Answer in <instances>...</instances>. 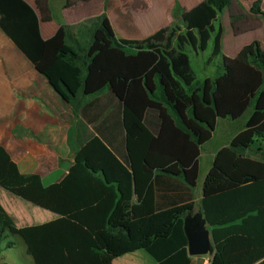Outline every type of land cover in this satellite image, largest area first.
Returning a JSON list of instances; mask_svg holds the SVG:
<instances>
[{
	"label": "trees",
	"instance_id": "1",
	"mask_svg": "<svg viewBox=\"0 0 264 264\" xmlns=\"http://www.w3.org/2000/svg\"><path fill=\"white\" fill-rule=\"evenodd\" d=\"M229 4L203 0L142 39L117 37L105 11L61 22L44 39L28 2L0 0V29L73 110L90 122L116 102L127 151L122 161L100 136H87L77 163L45 186L0 144V187L59 215L18 227L0 204V243L6 231L18 235L34 264H111L137 249L158 264H190L184 217L195 207L189 190L201 146L219 118L238 119L251 108L243 129L216 153L200 205L210 264H264V50L253 40L235 57L222 54L216 22ZM250 10L264 17L260 0ZM210 46L199 76L189 51ZM160 179L180 182L187 200L157 202Z\"/></svg>",
	"mask_w": 264,
	"mask_h": 264
},
{
	"label": "crops",
	"instance_id": "2",
	"mask_svg": "<svg viewBox=\"0 0 264 264\" xmlns=\"http://www.w3.org/2000/svg\"><path fill=\"white\" fill-rule=\"evenodd\" d=\"M25 1L37 14L40 33L44 39L51 37L61 22L73 25L104 11L117 37L142 39L171 24L182 12L203 0ZM254 1L230 0L229 6L219 14L216 23H219L222 29L220 44L223 55L235 57L253 40L260 41L264 50V17L251 12L250 7ZM260 7L264 11V0H260ZM221 15L225 16L223 21L219 20ZM1 31L0 144L8 151L19 170L22 173L39 174L45 186L58 182L68 173L69 168L77 163L75 154L84 138L90 135L100 136L113 152L125 161L127 153L125 131L116 102H113L99 118L86 121L79 110H73L62 99L21 51L24 56L16 52L15 48H18ZM91 99L92 97L85 98L83 104ZM100 110L99 106L92 107L87 109V113L93 116L99 114ZM238 119L219 118L215 129L221 120L234 122ZM242 129L230 132L225 141L215 149H211L208 145L212 137L201 146L198 164L200 158L211 156L206 174L218 150L229 145L232 138ZM205 146L210 148V151H205ZM246 153L255 157L250 150ZM203 182L201 188L200 185L196 188L197 179L195 186L189 190L190 201L195 206L193 212L201 211ZM156 189L157 202L165 206L187 200L185 196L187 192L180 182L178 184L171 180L168 183L167 180L160 179L156 183ZM0 204L18 227L41 224L59 216L2 187H0ZM22 243L17 254L27 264H34L31 256L26 253L23 240ZM189 256L190 264H210L212 251L210 254ZM111 264H158V262L146 250L137 249L114 258Z\"/></svg>",
	"mask_w": 264,
	"mask_h": 264
},
{
	"label": "rangeland",
	"instance_id": "3",
	"mask_svg": "<svg viewBox=\"0 0 264 264\" xmlns=\"http://www.w3.org/2000/svg\"><path fill=\"white\" fill-rule=\"evenodd\" d=\"M223 12V11H222ZM221 12V13H222ZM225 15V13H224ZM221 15L219 20H224L225 16ZM1 31V30H0ZM3 34V32L1 31ZM4 35V34H3ZM5 36V35H4ZM6 37V36H5ZM7 38V37H6ZM128 39V38H126ZM16 52L24 56L18 49H16ZM211 50V46L202 53H198L195 55L193 51H189V55L191 57V62L195 70L197 71L198 75L201 76L202 73L200 69L201 67L204 66V61L207 58V55H209ZM216 61V60H215ZM251 108H249L238 120L231 122V121H219V124L217 128L215 129L212 140L209 141L208 145L211 147V149H215L218 147L221 143H223L227 137V135L230 134V132L234 131L235 129H241L243 128L247 117L251 113ZM223 122V123H222ZM207 145V146H208ZM207 146L204 147L205 151H210V148H207ZM211 162V156H206L204 159L200 158L199 159V176H198V183L197 187L202 185V182L204 180L207 167L209 163ZM200 192V191H199ZM20 244L22 245V239L18 235H14L6 231L3 234L0 247V264H27L25 260H23L18 254V250L20 252ZM10 246H13L10 248Z\"/></svg>",
	"mask_w": 264,
	"mask_h": 264
},
{
	"label": "water",
	"instance_id": "4",
	"mask_svg": "<svg viewBox=\"0 0 264 264\" xmlns=\"http://www.w3.org/2000/svg\"><path fill=\"white\" fill-rule=\"evenodd\" d=\"M202 211L189 210L184 217V231L187 237L188 254L205 255L211 253V233Z\"/></svg>",
	"mask_w": 264,
	"mask_h": 264
}]
</instances>
